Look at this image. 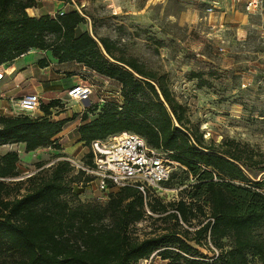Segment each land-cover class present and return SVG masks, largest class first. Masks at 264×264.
<instances>
[{
  "label": "trees",
  "instance_id": "trees-1",
  "mask_svg": "<svg viewBox=\"0 0 264 264\" xmlns=\"http://www.w3.org/2000/svg\"><path fill=\"white\" fill-rule=\"evenodd\" d=\"M33 6V0H0V64L34 48L51 50L60 63H83L118 81L121 101L90 104L87 111L98 114L82 115L79 141L89 146L111 134L136 132L150 146L172 151L196 182L189 201L165 204L135 187L110 183L106 204L84 202L74 183L92 177L75 172L70 161L39 164L27 179L11 180L21 174L19 153H0V259L13 252L12 264H139L152 255L163 264H264V179L253 181L249 174L264 171V152L234 140L207 143L189 127L186 107L165 74L129 55L116 39L82 30L85 19L77 9L37 17L27 11ZM191 75L200 85L209 83L199 72ZM62 107L56 98L41 105L37 117L1 115L0 147L61 149L57 136L69 119H56L52 109ZM150 213L164 225L144 237L134 235L131 226ZM195 218L198 225L191 230ZM204 246L214 254L198 248Z\"/></svg>",
  "mask_w": 264,
  "mask_h": 264
},
{
  "label": "rangeland",
  "instance_id": "rangeland-1",
  "mask_svg": "<svg viewBox=\"0 0 264 264\" xmlns=\"http://www.w3.org/2000/svg\"><path fill=\"white\" fill-rule=\"evenodd\" d=\"M33 1L34 6L27 10L31 16L55 15L59 11L77 9L85 19L80 24L82 30L89 31L94 37L116 39L129 55L137 57L148 68L165 74L175 97L186 107L189 127L207 143L234 140L242 146L264 152V40L259 33L264 25V0L263 10L256 14L247 13L243 4L236 0ZM211 6H214L213 13L208 11ZM220 47L225 50L221 51ZM41 60L47 65L42 67ZM13 64L19 67L18 71L32 67L34 75L16 85L12 79L15 75ZM6 66L9 68L6 81L10 82L0 88L4 99L0 103L3 102L9 110L12 102L8 99L33 91L32 88L40 84L47 91L40 94L41 105L59 92L63 107L75 103L76 100L67 95V90L78 83L94 85L91 106H103L101 99H122L118 81L99 75L83 63H60L51 50L31 49ZM192 72L201 73L209 83L200 85L199 78L193 77ZM87 109L82 110V114L91 112L89 117L97 116L98 110ZM55 111L57 109H54L56 114ZM36 114L39 115V111ZM7 115L17 114L9 111ZM68 143L75 148L63 154L51 147L28 152L23 143L9 144L1 148L0 153L10 150L19 153L21 174L11 180H25L59 159L71 163L74 162L70 159L85 160L88 146L73 139ZM39 164H42L41 168ZM249 174L253 181L264 179V171ZM82 179H85L84 175ZM195 182L196 177L180 166L173 171L163 189H152L150 195L165 204L180 199L189 201L188 193ZM23 186L26 187L27 183ZM74 187L81 201L101 204L108 201L109 190H101L95 180H81L75 182ZM149 215L131 226L134 235L144 237L164 225L155 219L156 214ZM197 225L198 219H192L191 230ZM198 248L209 256L214 254L206 246ZM15 256L13 252H7L0 264H12ZM163 263L160 256L153 255L139 264Z\"/></svg>",
  "mask_w": 264,
  "mask_h": 264
},
{
  "label": "built area",
  "instance_id": "built-area-1",
  "mask_svg": "<svg viewBox=\"0 0 264 264\" xmlns=\"http://www.w3.org/2000/svg\"><path fill=\"white\" fill-rule=\"evenodd\" d=\"M235 2L243 4L244 10L250 14L263 10V0ZM208 11L213 13L214 6L209 7ZM64 12L59 11L60 14ZM259 33L264 40V25ZM220 50L225 49L220 47ZM8 74L5 64H0V88ZM93 93L94 85L90 83L73 84L67 90L69 98L77 101H90ZM8 100L12 102V108L9 110L8 106L0 103V116L7 115L9 111L17 115L39 116L36 114L41 109V97L38 93L26 92ZM101 100L105 102L104 99ZM1 101H4L2 94ZM171 155L172 151L152 147L140 134L125 130L103 139L93 140L88 146L85 160L80 162L70 160L74 162L71 164L78 171H83L85 175L92 177V181H97L101 190H109L111 183L120 187H135L146 196L152 189H163V185L171 178L175 169L180 166L185 168Z\"/></svg>",
  "mask_w": 264,
  "mask_h": 264
},
{
  "label": "crops",
  "instance_id": "crops-1",
  "mask_svg": "<svg viewBox=\"0 0 264 264\" xmlns=\"http://www.w3.org/2000/svg\"><path fill=\"white\" fill-rule=\"evenodd\" d=\"M24 56H25V54H24ZM16 59L19 60V57L16 58ZM12 66L15 68V72H14L15 75L12 76L13 78L12 77L11 78L13 80H15V84L16 85H19L20 82H22L26 77L34 75V69L32 67H30V68L28 67V68H26V69H24L22 71H18L19 67L16 64H13ZM5 67L8 68L6 65H5ZM7 76H6V78H7ZM6 78L3 81L1 87L7 86L9 84L10 80L6 81ZM32 90L33 91H30V92H36L39 95L41 93H43V94L47 93L45 86H43L42 84L34 86L32 88ZM57 94H58L57 96H55L53 98H50L49 100L56 99V98L60 99L61 98V95H60L61 93L59 92ZM61 103L63 104L62 101H61ZM89 104H90V101H77L76 100L75 103H70V105L66 104V107L53 108L52 109V111H53L52 116L55 117L56 119H59V118H68L69 119L66 122V124L64 125V128H63L62 132H60L58 134V136H57V141L61 144V149H58L60 154H63L65 152H67V151H69V152L73 151L75 146L74 145H70L68 143L72 139L73 140H78V143H80V144H84L82 141H79V136L76 133V128L84 123L83 120H82V115H83L82 114V110H86L88 108ZM54 109H57V111H55L56 114L54 113ZM71 111H72V113H71ZM42 114H43V111L40 110L39 115H42ZM74 114H76L77 116L73 117ZM88 114L91 115V113H88ZM89 119H91V117H89ZM7 145H9V144H7ZM7 145L1 146L0 150H1V148L5 147ZM6 152L7 151L3 152L2 154L6 153ZM262 191H264V189Z\"/></svg>",
  "mask_w": 264,
  "mask_h": 264
}]
</instances>
